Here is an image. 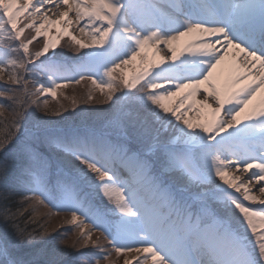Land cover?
I'll list each match as a JSON object with an SVG mask.
<instances>
[{
  "label": "snow or ice",
  "instance_id": "snow-or-ice-1",
  "mask_svg": "<svg viewBox=\"0 0 264 264\" xmlns=\"http://www.w3.org/2000/svg\"><path fill=\"white\" fill-rule=\"evenodd\" d=\"M44 5L66 10L53 21L44 15ZM164 6L169 11L161 10L156 0H23L22 6L19 0H0V45L5 40L16 45H8L2 55L23 53L19 62L0 58V82L15 88L24 85L20 97L5 94L12 92L11 87H0V99L13 102L16 109L11 121H5L8 132L0 135V151L18 130L19 108L28 95L23 76L26 66L46 57L50 50L54 56L56 40L66 36L73 51L83 56L76 67L79 79L75 84L88 80L104 97L100 103L132 99L131 94L140 93L136 99L141 105L143 134L150 132L149 121L175 122L174 140L161 143L157 132L143 151L145 159L136 157L138 176L146 177L148 158L160 153L165 174H175L191 186L212 184L220 193L214 202L235 214L240 229L234 230L227 218H220L207 206L196 223L190 216L177 215L178 226L166 225L157 211L138 202L132 188L101 162L95 149L85 151L86 146L75 138L54 144L82 166L80 175L118 220L113 235L102 213L84 210L75 185H64L63 201L73 207L58 208L51 215L70 213L67 223L78 229V235L68 247L79 244L96 249L102 254L97 261H108L111 253L123 255V264H264V0H165ZM70 14L75 20L67 19ZM54 24L68 27L59 28L58 36L50 39L47 31ZM69 28H76L87 42L77 40ZM26 30L34 33L30 39L24 36ZM40 37H44L42 49L31 53L29 45ZM160 52L165 55L158 56ZM5 64L13 71L6 72ZM128 66L134 71L126 72ZM39 70L47 73L49 85L36 86L32 95L55 99L57 89L68 87L54 78L55 66L40 65ZM198 94L202 100L195 99ZM92 99L90 91L87 100ZM31 103L38 105L37 100ZM38 106L48 114L46 105ZM3 113L4 106H0V116ZM188 113L197 119L189 118ZM51 114L61 113L57 108ZM177 142L185 146L182 151L168 146ZM229 170L248 174V179L241 182ZM4 171L0 166V172ZM30 175L32 182L26 191L31 195L24 199L51 207L39 177ZM249 183L259 186L256 190L261 198L251 194ZM3 215L13 214L4 211ZM205 218L208 226L201 227ZM93 229L100 233L96 240L91 238ZM190 233L200 241L196 249L185 242ZM101 237L109 245L107 250ZM201 252L207 259L196 258ZM129 253L134 254L132 259L127 258Z\"/></svg>",
  "mask_w": 264,
  "mask_h": 264
},
{
  "label": "rangeland",
  "instance_id": "rangeland-1",
  "mask_svg": "<svg viewBox=\"0 0 264 264\" xmlns=\"http://www.w3.org/2000/svg\"><path fill=\"white\" fill-rule=\"evenodd\" d=\"M33 35L34 33L30 30H26L24 33V36L29 39ZM47 35L50 39L57 37L54 31L47 32ZM56 43L58 46L54 56L50 50L46 57L26 66L27 71L23 73V76L27 82L28 95L24 97L19 108L22 114L17 125L18 130L12 133V140L1 155L2 162L0 163L4 167L7 162L11 163L12 159L20 158L18 161L24 172L21 178L23 187L26 189L29 187L32 182L30 174H35L39 177L42 187L46 188V195L51 207L36 205L34 200L24 199L31 193L21 185L19 186V196L23 197L22 201L25 207L23 214H28L31 221L43 230V237L50 239L47 242V249L57 256L58 261L67 260L68 264H89V262L90 264H123L125 257L123 255L117 257L115 253H111L108 261L103 259L97 261L96 257L102 254L96 249L81 248L79 244L76 247H68L77 240L78 235V229L67 223L70 220V213L59 211L56 215H51L58 208L73 207L72 204L63 201L62 188L64 185H75L80 194L79 198L84 204V210L91 209L102 213L107 224L112 226L113 235H115V223L118 216L110 210V206L102 201L96 190L91 188L88 181L80 175L84 171L82 166L78 165L72 156L55 146L54 141L65 142L78 138L86 146L85 151L91 152L92 149H95L101 162H106L120 179L132 188L138 202L149 210L157 211L166 225L178 226L181 221L177 215H180L181 218L190 216L193 223H196L202 208L207 206L215 211L220 218H227L232 228L239 231L235 214L227 211L224 205L214 202V198H218L220 193L212 184L191 186L175 174H165L161 171L160 153L148 158L149 168L146 177L138 176L135 168L136 157L145 159L143 151L152 142V138L156 136L157 132H159L161 143L174 140L176 136L175 122L168 124L166 121L160 123L149 121L150 132L143 134L140 121L141 105L136 99L141 94L134 92L131 94L132 99H128L120 97V94L117 93L120 98H114L112 102L100 103L104 97L93 88L88 80L81 81L84 83L79 85L72 84L75 79H79L76 67L83 62L82 53L74 52L70 42L63 36L59 37ZM10 44L16 46L7 40L3 45H0V58L15 59L19 62L23 53L2 55L4 48ZM43 44L44 37H40L29 45V51L35 53L42 49ZM40 65L55 66V71L52 74L57 82L68 83V87L56 90L55 99L32 95L36 86L49 85L47 73L39 70ZM2 66L6 68V72L13 71L6 64ZM116 76L119 78V72ZM4 79H7V76ZM0 87H11L12 92L5 94H15L20 97L24 85L15 88L0 82ZM90 91L93 99L89 102L87 95ZM32 100H37L38 105H46L48 114H45L42 107L33 105ZM0 106H4V113L0 116V135H2L8 132L5 121H11L13 118L11 112L16 109L13 102L3 99H0ZM57 108L61 114L52 115L51 113L55 112ZM162 125L166 127V131ZM168 146L178 152L185 147L179 142ZM196 162L200 161L197 159ZM2 173L0 172V176ZM87 175L91 176V174ZM249 185L250 183L247 186ZM249 188L252 187L249 186ZM249 207L252 206L249 205ZM208 223L206 218L202 219L201 227H207ZM99 235L98 230H92V240H96ZM196 237V234L190 233L185 240L189 238L194 240ZM1 239L0 264H22L20 258L11 248L10 242L5 243L6 241ZM100 243L106 250L109 248L102 237Z\"/></svg>",
  "mask_w": 264,
  "mask_h": 264
},
{
  "label": "trees",
  "instance_id": "trees-1",
  "mask_svg": "<svg viewBox=\"0 0 264 264\" xmlns=\"http://www.w3.org/2000/svg\"><path fill=\"white\" fill-rule=\"evenodd\" d=\"M4 152L5 149L0 157ZM18 160L20 158L7 162L6 171L0 176V238L5 243L10 242L22 264H68L67 260L58 261L57 256L47 249L50 239H45L43 230L31 221L28 214H23L25 207L23 197L19 196V186L24 188L21 181L24 172ZM4 211L13 215L5 217Z\"/></svg>",
  "mask_w": 264,
  "mask_h": 264
},
{
  "label": "bare ground",
  "instance_id": "bare-ground-1",
  "mask_svg": "<svg viewBox=\"0 0 264 264\" xmlns=\"http://www.w3.org/2000/svg\"><path fill=\"white\" fill-rule=\"evenodd\" d=\"M165 0H156V2H157V4L159 5V7L161 8V10H163V11H169L167 8H165V2H164ZM164 2V3H163ZM244 2H247V0H244ZM19 3H20V5L22 6L23 5V0H19ZM66 9L63 7V6H61V7H59V8H55L54 6H49V5H44V8L42 9V11H43V13H44V15H46V16H48V19L49 20H53V21H55V20H57V19H59V12H62V11H65ZM67 19H70V20H75V16H74V14H70L68 17H67ZM41 21H40V19L39 18H36L35 19V23L36 24H39ZM256 23H257V25L259 24V11L257 10V13H256ZM64 27H68L67 25H64V24H60V25H52V27L51 28H49L48 29V31L47 32H52V31H54L56 34H57V36H58V29L59 28H64ZM31 31V30H30ZM69 32H70V34L72 35V36H74L77 40H80L82 43L83 42H87L86 41V38L85 37H83V35L81 34V33H79L77 30H76V28H69ZM60 37H62V36H60ZM64 37V39H67V37L66 36H63ZM151 52H149L148 53V56L151 58ZM159 55H165V53L164 52H160V53H158V56ZM75 67V66H74ZM125 71L126 72H128V73H131V72H133L134 71V69L131 67V66H128L126 69H125ZM118 74V72L116 73V75ZM75 80H77V79H75ZM75 80H74V82L72 83V84H75ZM81 83H84V82H81ZM195 99L197 100V101H199V100H202L203 99V96L202 95H200V94H198L196 97H195ZM209 103H212V101H211V99H209V101H208ZM213 107H215V105L213 104ZM188 116H189V118H191V119H197L196 117H194L193 116V114L192 113H188ZM231 147V146H230ZM230 171V175H232V176H239L240 177V181L242 182V181H245L246 179H248V174H244V173H242V172H240V171H238V170H236V171H232V170H229ZM249 186H251L252 188V193L251 194H253V195H256L257 196V198H261V196H262V194H260L256 189H258V185H253L252 186V184H250ZM248 186V187H249ZM232 195H234V196H236V195H238V194H236V193H232ZM252 206V205H251ZM252 207H258V206H252ZM199 243H200V241H199V239H198V237H196V238H194V240H191L190 241V244H189V248L190 249H196L197 248V246L199 245ZM133 255L134 254H132V253H129L128 254V259H132V257H133ZM201 256L204 258V259H207V255L206 254H204V253H198L197 254V257L196 258H201Z\"/></svg>",
  "mask_w": 264,
  "mask_h": 264
}]
</instances>
